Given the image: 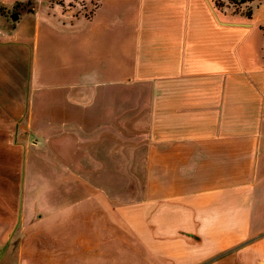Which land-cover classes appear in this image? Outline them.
<instances>
[{"label":"crops","instance_id":"1","mask_svg":"<svg viewBox=\"0 0 264 264\" xmlns=\"http://www.w3.org/2000/svg\"><path fill=\"white\" fill-rule=\"evenodd\" d=\"M263 1L0 12V264H264Z\"/></svg>","mask_w":264,"mask_h":264},{"label":"rangeland","instance_id":"2","mask_svg":"<svg viewBox=\"0 0 264 264\" xmlns=\"http://www.w3.org/2000/svg\"><path fill=\"white\" fill-rule=\"evenodd\" d=\"M35 0H26L23 2H15L12 6L6 8L0 4V12L3 13L5 16H7L10 19V12H17L21 11L22 9H31V6L33 5ZM46 4L50 5H57L59 8L62 7L63 10H69L74 15H78L79 13L89 15L91 11L94 8V5L97 0H42ZM218 4L223 5L227 4L234 10H242L244 12L248 11L251 7L250 0H217ZM62 5V6H61ZM61 6V7H60ZM261 9H264V1L262 2ZM136 178V182L134 184L130 183L131 186H135L136 189L134 191L136 193L139 192L140 189V179L141 174H134ZM118 180L121 182L120 184L122 186H125L127 184L128 178L126 177V174H118ZM131 190V189H129ZM127 189L121 188L119 189V192H121V195L123 196L126 194ZM132 191V190H131ZM212 239V237H211ZM215 241V239H213ZM135 256H139L140 254V248L138 247V242L135 239ZM209 249L207 251L199 250L197 252H193L191 255L190 253L183 252V256L186 257L185 259L181 260V262H178L180 264H211V262H217L215 264H222L221 262H225V264H228L226 262H229L232 264L233 262L236 263L237 260V245H233L228 247L224 251V247L218 246L216 244L213 245H207ZM138 253V254H137Z\"/></svg>","mask_w":264,"mask_h":264},{"label":"trees","instance_id":"3","mask_svg":"<svg viewBox=\"0 0 264 264\" xmlns=\"http://www.w3.org/2000/svg\"><path fill=\"white\" fill-rule=\"evenodd\" d=\"M246 14L250 15L251 14V10L249 9L248 11H246Z\"/></svg>","mask_w":264,"mask_h":264},{"label":"water","instance_id":"4","mask_svg":"<svg viewBox=\"0 0 264 264\" xmlns=\"http://www.w3.org/2000/svg\"><path fill=\"white\" fill-rule=\"evenodd\" d=\"M16 14H14V16H15Z\"/></svg>","mask_w":264,"mask_h":264}]
</instances>
